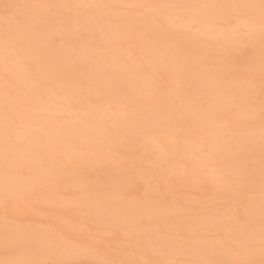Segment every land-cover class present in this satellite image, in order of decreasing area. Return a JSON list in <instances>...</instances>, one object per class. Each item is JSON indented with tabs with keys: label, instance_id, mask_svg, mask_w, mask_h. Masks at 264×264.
Masks as SVG:
<instances>
[{
	"label": "snow or ice",
	"instance_id": "1",
	"mask_svg": "<svg viewBox=\"0 0 264 264\" xmlns=\"http://www.w3.org/2000/svg\"><path fill=\"white\" fill-rule=\"evenodd\" d=\"M217 34L222 53L207 43ZM170 63L196 87L170 93L154 76L144 94L141 74ZM132 148L159 161L145 185L90 179ZM0 177L14 252L0 264H264V0L0 3ZM193 188L208 198L193 205ZM129 197L151 209L131 224L117 211ZM37 203L79 228L25 226Z\"/></svg>",
	"mask_w": 264,
	"mask_h": 264
},
{
	"label": "bare ground",
	"instance_id": "2",
	"mask_svg": "<svg viewBox=\"0 0 264 264\" xmlns=\"http://www.w3.org/2000/svg\"><path fill=\"white\" fill-rule=\"evenodd\" d=\"M71 1L73 2L74 0H47V1H43V2H46V3H71ZM139 2H145V3H180L181 2V3H208V4H219V3H239V0H139ZM246 2H253V0H247ZM256 2H258V0H256ZM225 42H226V35L217 34V38L216 39L207 38V43L213 45L212 48L215 51L220 52V53L223 52L221 50L224 49L223 48V45L225 44ZM130 43L135 44V41L134 40H131ZM111 56L112 57H115L117 61H123V57H122L123 55H118L117 53L113 52V53H111ZM153 66H154V67H152L153 70L150 69V72H149V75L147 76V78H145V77L143 78L142 77L143 75L141 76L142 78H141V82L139 84V88L141 89V91L144 94H148L150 92V90L152 88V78L154 76L157 77V78L163 76V81L162 82H163V84L165 86V90L168 91V92H170V93H174L178 87L186 88L189 85L193 89L196 87V80H195V77L194 76L188 77V78H181L179 76L180 66L177 65L176 63H170L167 66H163V67L160 66L159 64H155ZM99 113H102V112L100 111ZM99 113H96V114H99ZM108 115L110 116V113ZM96 116L97 115H95V119L98 122L105 123L104 122L105 121L104 118L103 119L100 118L102 115L101 116L98 115V117L101 120H98ZM105 116L107 118H110V119H111V116H112V123H116L118 121L119 122L120 121L123 122V117H120L118 114H112L110 117L107 116V115H105ZM113 119H114V122H113ZM125 131H127L128 133L135 134L136 129H135L134 125H133V121H132V118L131 117L128 119V124H127V127H126ZM157 140H158L159 143H161L164 146L165 149L168 148V146H169V140H168V137H167V134L166 133H163V132L158 133ZM132 157H133V155H132ZM134 161H136V160H134ZM137 161H139V160H137ZM133 170H135V169H133ZM108 171L109 170H107L106 173H108ZM156 171H158V170L148 171V172H140V174H138V175L140 177H142L144 179V181L146 182V180L154 172H156ZM130 172H131V170L120 169V170H117L115 173H111L110 172V178H108L107 176H104V177L102 176L100 179H101V182H113L115 180H119L125 186V185H128L127 184L128 183V176H129V173ZM132 173H133V171H132ZM96 178H97V176L96 177L93 176V178H92V176L90 177V179H96ZM129 182H130V180H129ZM2 183H3L2 177H0V194H2ZM129 186H130V184H129ZM208 195L209 194L202 192L201 194H199L197 196L198 197L197 199L201 200L203 198L208 197ZM195 202L192 201L193 204H195ZM64 209H66V208H64ZM117 211L119 212V214L121 216V219H123L127 223L131 224V223L134 222L136 216L141 215V214L146 215L149 212H151V209L150 208H145L143 205H141L134 198L133 199L127 198V199H124V200H122V201H120L118 203ZM61 212H62V210H61ZM56 218L62 219L63 223L61 224V226L64 229H68L69 232H73V228H75L74 227L75 226L74 224H75V222H77V220L75 218H73V216H69V215L68 216H65L64 214H62L60 217H56ZM3 227H4V224H2V225L0 224V237H2V238H3ZM13 257H10V259H12ZM7 260H9V259H7Z\"/></svg>",
	"mask_w": 264,
	"mask_h": 264
},
{
	"label": "rangeland",
	"instance_id": "3",
	"mask_svg": "<svg viewBox=\"0 0 264 264\" xmlns=\"http://www.w3.org/2000/svg\"><path fill=\"white\" fill-rule=\"evenodd\" d=\"M32 1L33 2H43V1H47V0H39V1L38 0H22V2H32ZM246 1L247 0H239V3H245ZM3 2H5V0H0V3H3ZM89 2L90 3L92 2V3L120 4V3L139 2V0H118V1L117 0H76V1L74 0L73 2L71 1V3H89ZM52 39L57 44L59 43V40L56 37V35H53ZM221 51H224V49L221 50ZM123 59H124V57H123ZM152 67H154V66H152ZM152 67H149L148 70L146 72H144V74L146 76L143 73L141 74V76L143 75L142 76L143 78L144 77L147 78V76L149 75L150 69L153 70ZM101 112L102 113L95 114V115H97L96 116L97 119L101 120L100 118H102V119L104 118V120H105L104 122L105 123L109 122L108 123L109 125L113 124L112 123V116H111L113 113H110V116H111V119H110V118H107L105 116V115L109 116L108 115L109 113H105L104 111H101ZM98 115H100V116L102 115V116L99 118ZM113 122H114V119H113ZM132 155H133V157H132ZM134 160H136V161H134ZM137 160H139V161H137ZM154 160H155V157H154L153 154H150V155L149 154H142L141 151H137V150H135V148H132V149L129 150V153H128L127 157H126V163L121 168V169H124V170H131V172H130L131 174L129 173V176H128V183H127L128 185H125V187H126V189L128 191L135 192L138 187H140L141 185H145L144 179L138 175V174H140V172H148V171L158 170L157 165H158L159 161H156V160L154 161ZM133 169H135V170H133ZM107 170H109L108 173H106ZM117 170H120V169H117ZM117 170L116 169L114 170L112 168L104 169V170H101L99 173H93L92 174V178H93V176L94 177L97 176L96 179L101 181L100 178L102 176L103 177L107 176L108 178H110V172L111 173H115ZM132 171H133V173H132ZM129 180H130V182H129ZM129 184H130V186H129ZM202 192L205 193L202 190L198 191L197 189L193 188V190L188 194L189 200L191 202L192 201L193 202L197 201V198H198L197 196L199 194H201ZM207 198L208 197L203 198L201 200H206ZM129 199H133V197H129ZM193 205H195V204H193ZM61 210H62V212H61ZM62 214H64L65 216H68V215L69 216H73V218H75L77 220V222H75V224H74L75 228H73V232L79 228L80 217L76 213H74L72 210L67 209V208L66 209H64V208L62 209L61 207H54V206H51V205H48V204H44V203H37L35 205V212L26 211V214L22 218V223L26 226V225H28L30 223L34 224V223H37V222H39L41 220L55 219L56 217H60ZM0 224L1 225L4 224V210H3L2 207H0ZM65 230L69 232L68 229H65ZM73 232H69V233L71 234ZM77 234H79V233L77 232ZM112 242H113L114 245H118V244H121V243H123L125 241H124V237L123 236H119V237L114 238ZM13 256H14V252H13L11 244H6L4 239L2 237H0V260H7V259H10V257H13Z\"/></svg>",
	"mask_w": 264,
	"mask_h": 264
}]
</instances>
